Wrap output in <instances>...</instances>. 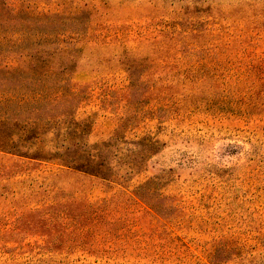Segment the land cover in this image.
<instances>
[{
  "label": "rangeland",
  "instance_id": "1",
  "mask_svg": "<svg viewBox=\"0 0 264 264\" xmlns=\"http://www.w3.org/2000/svg\"><path fill=\"white\" fill-rule=\"evenodd\" d=\"M0 146V264H264V0H0Z\"/></svg>",
  "mask_w": 264,
  "mask_h": 264
},
{
  "label": "trees",
  "instance_id": "2",
  "mask_svg": "<svg viewBox=\"0 0 264 264\" xmlns=\"http://www.w3.org/2000/svg\"><path fill=\"white\" fill-rule=\"evenodd\" d=\"M0 148H3V147H2V146H0ZM86 171H88V172H91V171H90V170H88V169H85V172H86Z\"/></svg>",
  "mask_w": 264,
  "mask_h": 264
}]
</instances>
